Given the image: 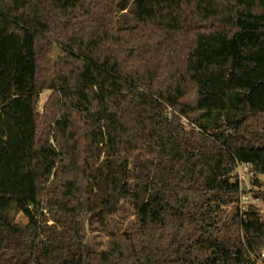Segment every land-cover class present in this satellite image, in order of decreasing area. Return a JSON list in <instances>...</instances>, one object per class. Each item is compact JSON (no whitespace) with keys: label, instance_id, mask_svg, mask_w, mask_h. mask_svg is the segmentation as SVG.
Segmentation results:
<instances>
[{"label":"trees","instance_id":"obj_1","mask_svg":"<svg viewBox=\"0 0 264 264\" xmlns=\"http://www.w3.org/2000/svg\"><path fill=\"white\" fill-rule=\"evenodd\" d=\"M238 166L264 204V0H0V264H264Z\"/></svg>","mask_w":264,"mask_h":264},{"label":"rangeland","instance_id":"obj_2","mask_svg":"<svg viewBox=\"0 0 264 264\" xmlns=\"http://www.w3.org/2000/svg\"><path fill=\"white\" fill-rule=\"evenodd\" d=\"M60 57H61V53H60ZM50 94L51 93L49 91H44L40 94V102H39L40 111H42V106L47 101ZM181 121L183 124L187 125V121L185 119H182ZM250 178H251V173L248 167L246 166L237 167L234 174V179H237L238 182H240L241 185L244 186L243 191H247V193L242 196L240 203L238 204V207L240 208V212H243L248 205L254 204L261 211V213L264 214V204L259 201H254L252 199L251 193H249L252 190H256L250 184ZM259 179L261 182H264V176H260ZM233 210H234L233 207H224L222 220L229 222L233 217V213H234ZM240 212L238 211V214ZM134 219H135V215L132 207H130L128 203L124 202L122 204L120 211L116 215L110 217V222L107 230L98 229L92 232L88 227H86L87 243L91 247H93L96 251L105 250L107 243L110 241L111 238L110 235L113 234L114 236H117L120 233L124 232L125 230H127L129 224L134 221ZM14 220L16 223H20V224H25L27 222L26 218L22 214L15 215ZM154 241L157 243L158 251L162 256L168 254V252L170 251V245L165 241L164 238L157 239L156 237ZM182 252L183 250L181 251L180 256H183ZM218 264H238V259L235 256H230L224 259L222 258L221 261H218Z\"/></svg>","mask_w":264,"mask_h":264},{"label":"water","instance_id":"obj_3","mask_svg":"<svg viewBox=\"0 0 264 264\" xmlns=\"http://www.w3.org/2000/svg\"><path fill=\"white\" fill-rule=\"evenodd\" d=\"M60 57L59 48L57 46L54 47V55H53V62H57ZM244 190V186H243Z\"/></svg>","mask_w":264,"mask_h":264}]
</instances>
